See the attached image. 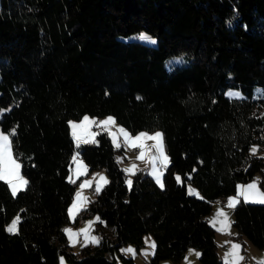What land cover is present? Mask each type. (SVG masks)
Here are the masks:
<instances>
[{"label":"trees","instance_id":"1","mask_svg":"<svg viewBox=\"0 0 264 264\" xmlns=\"http://www.w3.org/2000/svg\"><path fill=\"white\" fill-rule=\"evenodd\" d=\"M144 30L157 45L130 38ZM180 54L187 61L167 68ZM230 87L245 96H226ZM86 114H111L133 133L162 130L164 187L140 169L129 188L107 132L77 148L70 121ZM0 128L14 130L29 181L15 197L0 181V264H136L120 248L140 251L147 233L153 264L191 247L202 264H224L214 203L257 175L264 191V157L250 151L264 146V0H0ZM77 149L89 172L109 176L76 219L99 215L100 242L80 251L64 231ZM233 222L236 239L264 249V204L241 200Z\"/></svg>","mask_w":264,"mask_h":264},{"label":"snow or ice","instance_id":"2","mask_svg":"<svg viewBox=\"0 0 264 264\" xmlns=\"http://www.w3.org/2000/svg\"><path fill=\"white\" fill-rule=\"evenodd\" d=\"M138 39L150 41L153 44L156 42L153 38L145 33L139 34ZM228 95L236 99H242L241 94L238 92H229ZM115 123V118L111 116L104 120H96L85 116L79 123L70 122L72 136L76 143V147L79 148L81 144L97 143L96 136L99 133L93 132L91 130L94 125L97 128H100L102 131L107 132L111 136L113 145L116 148H120L122 146L121 143L118 142V137L122 136L126 146L141 149L138 159L144 160L146 155L151 152L152 155L148 156L149 162L155 165L156 162L159 161L162 167L160 169L153 167L151 174L156 177L157 183L163 188V172L170 164V158L165 150L163 133L156 132L154 134H149L146 132H141L133 136L123 127H120L117 132H113L112 126H114ZM14 135V130L8 134L0 131V181H3L8 185L12 195L15 197L19 192L25 191L27 189L29 181L22 174V163L19 161L18 156L15 155L13 151ZM146 141H153V144L149 147L146 144ZM250 151L252 155H256L258 148L254 146ZM72 160L76 167L71 170L72 175L69 176L68 179L70 183H76L77 179L87 174V165H85L80 159L79 152H77V154L72 157ZM135 170L136 165H132L131 168H127L124 171L134 174ZM96 177H99V179L96 181L95 192L99 194L102 188L108 184L109 181L105 176L99 173L94 176L93 180H96ZM176 179L179 181L180 177L177 176ZM127 183L129 188H131V179H129ZM92 184L93 181L85 180L79 185V190L75 194L74 202L69 208V215L73 220H75L79 211L83 210V208L86 206V202L88 201V198L83 196V190L86 187H91ZM188 191L189 194H192V189L190 187ZM241 198L243 199L244 203L264 204V191L259 189L257 181H254L248 185H240L238 195L230 197L228 199L227 206L235 210L237 205L241 202ZM99 219L100 218L97 217V220ZM93 223V221H88V227L80 229L79 231H73L71 228L65 229L64 231L67 234L70 243L75 246L76 243L79 242V237L83 235L85 247L88 245V243L99 244L100 238L90 235ZM211 223L214 227L219 224V231L231 234V226L234 222L230 220L228 213H226L223 209H220ZM19 224L20 217H16L6 228V231L14 235L18 234ZM155 247L156 245L153 241L151 248L154 250ZM126 251L135 254V250L132 248H129ZM152 254L154 255L155 252L153 251ZM195 254L197 256L200 255V253ZM244 261L245 256L242 255V245L238 243L231 244L230 250L225 256V264H243ZM61 264H64L63 258H61ZM257 264H264V260L257 261Z\"/></svg>","mask_w":264,"mask_h":264},{"label":"rangeland","instance_id":"3","mask_svg":"<svg viewBox=\"0 0 264 264\" xmlns=\"http://www.w3.org/2000/svg\"><path fill=\"white\" fill-rule=\"evenodd\" d=\"M141 33L147 34L148 36H150L151 38H153L156 42L153 44L150 41H143V40L138 39V35L141 34ZM130 38H132L134 40H140L142 42H145V43H148V44H151V45H157V43H158L157 37L154 36V35H152L151 33L147 32V31H145V30L144 31H141L139 33H136V34H132L130 36ZM186 61H187V58H186L185 54H180V55H176V56H173V57L169 58L167 60V62H166V66H167V68L170 69L174 65H179V64H182V63H184ZM260 91H261V87H257L256 88V92L259 93ZM229 92H238V93L241 94V97H244L245 96L244 93H243V91L241 90V88H237V87L227 88L225 90V94L228 97H230L228 95ZM231 98H234V97H231ZM85 116H88L89 118H93V119H96V120H104V119H106V118H108L110 116L111 117H114L111 114H107V115H103V116H94V115L86 114L83 117H85ZM83 117L81 119H72L70 122H77V123H79V122L82 121ZM115 121H116L115 125L112 126V131L113 132H117L120 127H123L129 133H131L133 136H135L136 134H139L141 132H146V133H149V134H154L156 132L163 133L162 130H160V129H156V130H152V131H150V130H141V131H139L137 133H133L126 126H124L123 124H121L120 122H118L116 118H115ZM70 128H71V126H70ZM91 130L93 132H96V133H99L101 131V129L100 128H97L95 125L92 127ZM0 131L4 132L5 134H8L6 131L2 130L1 128H0ZM71 134H72V129H71ZM163 139H164V136H163ZM96 140H97V136H96ZM118 142L121 143V145H122L120 148H117V149H119V152H118V160H119V162H121L124 170L127 169V168H131L132 165H136V170L134 171V173L136 171L140 170V169H145L156 180V177L151 174L152 169H153V167H156L157 169H160L162 166L159 163V161H157L155 165H153V164H151L149 162L148 156L152 155V153L151 152L148 153L146 155V158L144 160H140V159H138V157L140 155L141 149H139V148H132L130 146H126L124 144V141H123V137L122 136H119L118 137ZM146 144L150 147L153 144V141H146ZM164 145H165V143H164ZM254 146L258 148L257 155L264 157V146H259L258 144H253L252 147H254ZM165 150H166V148H165ZM77 152H79V149H77L75 151V153L73 154V156H75L77 154ZM166 153H167V151H166ZM79 155H80V153H79ZM167 155H168V153H167ZM80 159L83 161V163L85 165H87V174L84 175V176H81L79 179L76 180V181H79V183L77 184V190H76V192L79 190V185L81 183H83L85 180L93 181V184H92L91 187H86L83 190V196H85V197L88 198V201L86 202V206L83 208V209H86V207H87L88 202L90 201V199H93L95 197V195H96L95 187H96V181L99 179V177H96V180H93L94 176H96V174L99 173V174L105 176L108 181H109V176H108L107 170L105 168H99V169H96V170H94L92 172H89V165L81 157V155H80ZM75 167H76V165H75V163H73V160H72L71 170L74 169ZM21 171H22V169H21ZM126 173H127V181L129 179H131V181H132V175L133 174L132 173H128V172H126ZM22 174H23V172H22ZM71 175H72V171H70L69 176H71ZM163 175H164V172H163ZM178 176L180 177V180L179 181H181V176L180 175H178ZM258 176H255L252 180H250L249 182H246V183L248 185V184H250V183H252L254 181H257L258 182L259 189L261 191H263L262 188L259 185ZM162 181H163V176H162ZM156 182H157V180H156ZM163 184H164V181H163ZM189 187L192 189V194L193 195H197L198 197H203V195L200 192V190L194 184H192V183L189 182L187 184V188L189 189ZM76 192H75V194H76ZM75 194H74L73 200H72L69 208L71 207V205L74 202ZM231 196H233V195H231ZM226 206H227V204L224 202V200L222 202L218 201V202L214 203L212 212L209 214V218H211V220H213L216 217L217 212L220 209H223L226 213H228V216H229L230 220L233 221V214H232V212H231V210L229 208H225ZM81 212H82V210L79 211V213L76 216L75 220H73L70 217V222H68L65 225V229L71 228L73 231H79L80 229H83V228L88 227V221H93L94 223L92 225V230L90 231V235L98 237V232L99 231L97 229H98V222L100 221V219L97 220V217H99V215H96L95 214V215L87 216V217L83 218L82 220L76 221L77 217L79 216V214ZM237 233L238 232L236 231L234 225L232 224V226H231V234H228L227 232L226 233L219 232L217 234L218 245H219V249H218L219 255H222V258L225 260L226 253H228V251L230 250L231 244L238 243V244L242 245V255L245 256V261L243 262V264H257V261L264 260V249H261V248L257 247L252 242H250L246 237H243L241 240L238 239V238L236 239V237H234V235H237ZM68 241H69V239H68ZM153 241L155 242V239H154L153 234L147 233L145 235V245H144V247L140 251H138L137 248H136V246L133 245L132 243L124 244L120 248V250H121V253L123 255H125L126 257L133 258V261L136 264H153V262L151 261V259L153 257L152 252L155 251V249L153 250L151 248V244H152ZM69 244L74 248V250L80 251L81 247H83V245H84L83 235H81L79 237V242L76 243L75 246H73L70 243V241H69ZM129 248L134 249L135 250V254L126 251ZM191 248L192 249H197L195 247H191ZM61 258H63L64 264H68L64 256H61ZM199 258H200V256H199ZM118 260H119V263L120 264H125L122 261V259H118ZM166 260H168V259H163L160 262V264L163 263V261H166ZM169 261H171V260L169 259ZM190 261H193V259H190ZM199 264H202V262H199Z\"/></svg>","mask_w":264,"mask_h":264},{"label":"crops","instance_id":"4","mask_svg":"<svg viewBox=\"0 0 264 264\" xmlns=\"http://www.w3.org/2000/svg\"><path fill=\"white\" fill-rule=\"evenodd\" d=\"M258 176V175H257ZM240 185H247V183L245 182V183H240L239 185H238V189H237V193L236 194H233V196H228V197H226V198H224L223 200H224V202L227 204V202H228V199L230 198V197H234V196H237L238 195V191H239V186ZM241 200H243L242 198H241ZM225 208H229L228 206H226ZM230 210H231V212H232V214H233V209H231V208H229ZM208 219H209V222H210V224L211 225H213L212 223H211V221H213V220H211V218H209L208 217ZM219 225L217 224L216 226H215V228L217 229V234L219 233V232H221V231H219L218 229H219ZM221 233H226V232H221ZM216 241H217V245H218V238H217V235H216ZM94 244V243H93ZM218 249H219V245H218ZM194 250V251H193ZM195 253H200V250L199 249H192V248H189L186 252H185V254H184V256H183V258L179 261V262H174L173 260H171V261H169V259L168 260H166V261H163V263H161V264H199V262H201V260H200V258H199V256H197ZM220 258H221V260L223 261V263L225 264V260L222 258V255H220ZM190 259H193V261H190ZM60 264H61V259H60Z\"/></svg>","mask_w":264,"mask_h":264}]
</instances>
